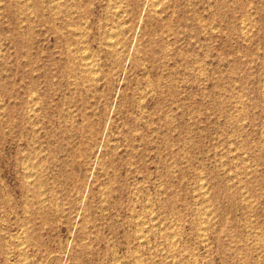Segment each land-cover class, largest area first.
Returning <instances> with one entry per match:
<instances>
[{"label":"rangeland","instance_id":"1","mask_svg":"<svg viewBox=\"0 0 264 264\" xmlns=\"http://www.w3.org/2000/svg\"><path fill=\"white\" fill-rule=\"evenodd\" d=\"M67 1L0 0V264H264V0Z\"/></svg>","mask_w":264,"mask_h":264},{"label":"bare ground","instance_id":"2","mask_svg":"<svg viewBox=\"0 0 264 264\" xmlns=\"http://www.w3.org/2000/svg\"><path fill=\"white\" fill-rule=\"evenodd\" d=\"M51 1V3L49 4L50 5V9H51V11H52V13H53V15H54V17H56V18H58V17H61L62 15H64V14H71V15H74L75 14V11L76 10H72V6L69 4V3H67L68 1L67 0H50ZM117 1V0H116ZM118 1H120V0H118ZM146 2H147V4L149 5V7L151 8V10H155V11H158V10H162L163 8H162V4H163V2H165V0H146ZM114 3V2H113ZM119 3V2H118ZM48 6V5H47ZM20 8V7H19ZM112 8H114L113 10H110L111 11V15H113L114 17H117L118 19H120L121 20V18H123V15H124V11L125 10H123L122 8H124V7H122V8H120V6L118 5V6H116V7H112ZM49 9V10H50ZM17 10H19V9H17ZM126 12V11H125ZM70 15V16H71ZM127 17V16H126ZM68 20V18L65 20V21H67ZM116 20V19H115ZM114 20V21H115ZM120 20H119V22H120ZM126 20V19H125ZM124 23H125V21L124 20H122L121 22H120V25H113V26H111V24H108V25H110L111 27H110V29H109V34H108V36H106V40H105V43H104V45H105V47H106V49H109V50H107L108 51V55H109V57L110 58H112L113 60H114V62L115 63H117V64H120L123 60H125L126 58H127V56L129 55L128 53H127V43L125 42V40H124V36H123V34H125L128 30L127 29H125L126 27L124 26ZM128 23V22H127ZM85 24H87V23H84V27H85ZM126 24V23H125ZM88 25H86V27H87ZM118 26H120V27H118ZM81 27V26H80ZM109 27V26H108ZM66 28H68V31L69 32H71L74 36H75V38H76V44H77V46H76V44H75V47H72V45L70 44V46H68L67 47V49H66V55H67V59H71L72 61H74V62H78L79 63V66H80V70L78 71L76 68H74V67H72L71 65H68L67 66V69L71 72V74H70V76H71V78H72V76L74 75L75 76V74L73 73V71H75V72H80L79 73V82L77 81V79L76 80H74L73 78V80H71V84L73 85V86H77V85H80L81 83L82 84H86V85H88L89 87L90 86H94V84L95 83H97V82H99V79H100V77H98V63H97V61H96V59L93 57V55H92V53L90 52V51H88L87 50V48L85 47V43H86V34H85V31L83 32V31H81V30H78L75 26H73L72 25V23L71 22H67L66 23ZM244 28V27H243ZM246 28V27H245ZM59 28H57V30H58ZM85 29V28H84ZM87 30V29H86ZM78 31V32H77ZM246 31V30H245ZM105 32H107V31H105ZM70 34V33H69ZM71 64V63H70ZM100 65V64H99ZM73 66H74V63H73ZM76 67H78V66H76ZM100 67V66H99ZM104 78V77H103ZM103 78H101V79H103ZM90 89V88H89ZM143 94H145V92H143ZM143 94H142V96H143ZM146 95V94H145ZM94 96H96V95H94ZM35 99V98H34ZM32 101H34V103L36 102V100H33L32 99ZM142 106L143 104H142V102L139 100V106ZM89 126V123H87V124H85L83 127L84 128H87ZM128 138H130V134H128ZM92 147L91 146H89V145H84L81 149H80V153L81 154H83V156H87L88 154H90L91 152H92V149H91ZM74 150V149H73ZM75 151V150H74ZM127 165H130V162L127 164ZM39 169V168H38ZM41 169V168H40ZM29 171V173H27V178H28V183H34L35 182V180L33 179V177L35 176V174H34V176L32 175V171L31 170H28ZM31 171V172H30ZM40 171H42V170H40ZM39 172V171H38ZM34 173V172H33ZM37 176V175H36ZM25 177V178H26ZM38 183V182H37ZM38 187V186H37ZM204 187V186H203ZM40 188H41V186H40ZM41 190V189H40ZM108 191H109V189H107ZM203 190V189H202ZM37 191H38V189H37ZM44 191V190H43ZM105 192V191H104ZM41 193V192H40ZM43 193V192H42ZM106 193V192H105ZM201 194V193H200ZM42 195V194H41ZM40 196V195H39ZM206 196V195H205ZM42 198H45V197H43L42 196ZM103 198H105L104 196H103ZM205 198V197H204ZM49 199V198H48ZM38 200H40V199H38ZM45 201H46V198L44 199ZM205 201H206V199H204ZM42 202H44V201H42ZM47 202V201H46ZM45 203V202H44ZM40 204V203H39ZM151 204V203H150ZM44 205V204H43ZM149 207V206H148ZM157 215V214H156ZM155 216V215H154ZM151 217V216H150ZM153 219H154V217H153ZM155 220H157V219H155ZM153 221V220H152ZM144 223V222H143ZM154 225V224H153ZM152 225V226H153ZM250 225V224H249ZM248 225V226H249ZM142 226V225H141ZM205 227V226H204ZM174 228V227H173ZM250 228H251V226H250ZM172 229V228H171ZM142 230V229H141ZM203 230V229H202ZM144 231V230H143ZM205 231V230H204ZM145 232V231H144ZM253 232H254V230H253ZM257 233V232H256ZM251 234H252V232H251ZM140 235V234H139ZM143 236H144V234H142ZM172 235H173V233H172ZM256 234H254V236H255ZM203 236V235H202ZM171 237V236H170ZM175 237V236H174ZM179 237V236H178ZM253 237V236H252ZM259 237H260V235H259ZM259 237L257 238H255V239H259ZM144 239V238H143ZM174 239V238H173ZM142 240V239H141ZM146 240V239H145ZM179 240V239H178ZM174 241V240H173ZM248 241V240H247ZM250 241V240H249ZM248 241V242H249ZM257 241V240H256ZM259 241V240H258ZM257 241V242H258ZM260 241H262V239L260 240ZM142 242H144V241H142ZM248 242H247V244H248ZM256 242V243H257ZM264 242V241H263ZM174 243V242H173ZM179 243V242H178ZM177 243V244H178ZM208 243V242H207ZM255 243V244H256ZM262 243V242H261ZM261 243H259V244H261ZM258 244V243H257ZM262 244H264V243H262ZM251 245H252V243H251ZM251 245H250V248H251ZM170 246V245H169ZM254 246V245H253ZM257 247V246H256ZM260 247V246H259ZM258 248V247H257ZM261 248V247H260ZM254 249V248H253ZM258 250H259V248H258ZM259 252H263V251H259ZM185 253V255H186V252H184ZM190 253V252H189ZM180 254H181V252H180ZM180 254H178V255H180ZM182 254H183V252H182ZM190 255V254H189ZM192 255V254H191ZM195 255H199V254H195ZM195 255H192V256H195ZM209 255V254H208ZM261 255V254H260ZM196 256V257H197ZM204 256V255H203ZM258 256H259V254H258ZM176 257V256H175ZM190 257V256H189ZM198 257H202V256H198ZM197 257V258H198ZM167 258V257H166ZM177 258H179V257H177ZM194 259H195V257H193ZM196 258V259H197ZM205 258V257H204ZM204 258H202V259H204ZM206 258H207V255H206ZM257 258V257H256ZM181 259H182V257H181ZM181 259H179V260H177V261H179L180 262V260ZM208 259V258H207ZM206 259V260H207ZM183 260V259H182ZM181 260V261H182ZM193 260V259H192ZM191 260V261H192ZM206 260H204L205 262H207ZM139 261V260H138ZM184 261H185V259H184ZM183 261V262H184ZM201 261V260H200ZM203 261V260H202ZM208 261H210V260H208ZM197 262H198V260H197ZM174 263V262H173ZM180 263H182V262H180ZM180 263H177V264H180ZM189 263V262H188ZM193 263H195V260H194V262ZM192 263V264H193ZM200 263V262H199ZM198 263V264H199ZM140 264V263H139ZM201 264V263H200Z\"/></svg>","mask_w":264,"mask_h":264}]
</instances>
